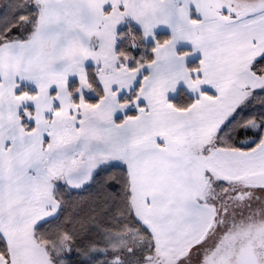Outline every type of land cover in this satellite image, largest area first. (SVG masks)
I'll return each mask as SVG.
<instances>
[{
	"label": "snow or ice",
	"instance_id": "1",
	"mask_svg": "<svg viewBox=\"0 0 264 264\" xmlns=\"http://www.w3.org/2000/svg\"><path fill=\"white\" fill-rule=\"evenodd\" d=\"M0 264H264V0L0 6Z\"/></svg>",
	"mask_w": 264,
	"mask_h": 264
},
{
	"label": "trees",
	"instance_id": "2",
	"mask_svg": "<svg viewBox=\"0 0 264 264\" xmlns=\"http://www.w3.org/2000/svg\"><path fill=\"white\" fill-rule=\"evenodd\" d=\"M90 194L94 195V189H90L89 191H85V192L81 193V196L86 200Z\"/></svg>",
	"mask_w": 264,
	"mask_h": 264
},
{
	"label": "flooded vegetation",
	"instance_id": "3",
	"mask_svg": "<svg viewBox=\"0 0 264 264\" xmlns=\"http://www.w3.org/2000/svg\"><path fill=\"white\" fill-rule=\"evenodd\" d=\"M7 2V0H0V6L4 5Z\"/></svg>",
	"mask_w": 264,
	"mask_h": 264
}]
</instances>
